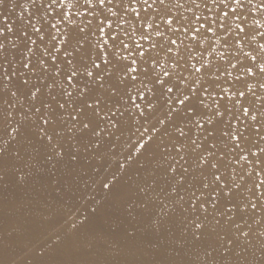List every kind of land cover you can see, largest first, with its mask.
Returning a JSON list of instances; mask_svg holds the SVG:
<instances>
[{
	"label": "snow or ice",
	"instance_id": "6c2138e0",
	"mask_svg": "<svg viewBox=\"0 0 264 264\" xmlns=\"http://www.w3.org/2000/svg\"><path fill=\"white\" fill-rule=\"evenodd\" d=\"M21 7L0 19V179L59 193L75 236L42 264H264V43L243 50L264 0ZM101 213L132 218L117 258L78 246Z\"/></svg>",
	"mask_w": 264,
	"mask_h": 264
},
{
	"label": "bare ground",
	"instance_id": "6f19581e",
	"mask_svg": "<svg viewBox=\"0 0 264 264\" xmlns=\"http://www.w3.org/2000/svg\"><path fill=\"white\" fill-rule=\"evenodd\" d=\"M12 0H6L5 5L0 6V19L4 15H8L11 21H17L20 17L22 7L27 4V0H15L18 7L11 8ZM181 3L184 0H180ZM30 7V5H28ZM180 13L184 9L179 10ZM54 13H49V18ZM28 13H24L26 20ZM260 20L264 24V17L253 14L249 17V26L259 28V31H264L258 25H252V18ZM84 17H76L77 22H80ZM36 17L32 23L36 27H40ZM83 26V25H82ZM61 29L65 28V24H60ZM31 33V28H29ZM36 37L33 36V39ZM59 39V37H58ZM258 43H264L259 36L256 38V43L250 47L245 46L244 51H251ZM59 193L48 189L41 190L38 185L17 186L14 183H9L7 180L0 179V264H5L6 261L11 264H42V261H47L54 258L52 249L64 247L69 241L68 237L75 236L69 231V224H60L57 222L56 216V197ZM102 195V194H101ZM100 199V195L97 196ZM135 215V214H133ZM75 218H78L75 217ZM131 217L120 216L107 218L103 213L97 215L89 224H86L81 232L84 235L80 238L78 246L82 252H90L94 255L90 258L104 259L117 258L116 249L123 245V229L128 226ZM141 233L146 229V225H138ZM61 236L62 240H57V236ZM92 245V247H88ZM47 246V254L41 255V249ZM106 249H112L111 252ZM99 253V255H95ZM66 259H79L76 257H65ZM123 259L124 257H119Z\"/></svg>",
	"mask_w": 264,
	"mask_h": 264
}]
</instances>
